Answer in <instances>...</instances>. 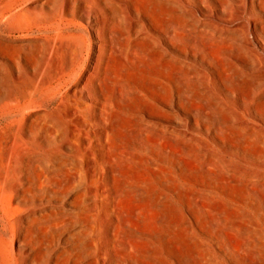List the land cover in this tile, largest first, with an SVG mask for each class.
Masks as SVG:
<instances>
[{"label": "rangeland", "instance_id": "obj_1", "mask_svg": "<svg viewBox=\"0 0 264 264\" xmlns=\"http://www.w3.org/2000/svg\"><path fill=\"white\" fill-rule=\"evenodd\" d=\"M110 1L98 17L81 0H0V132L23 134L7 96L46 54L48 109L74 91L70 61L96 66L103 114L85 129L108 139L82 184L72 124L16 146L35 161L0 181V264H264V0ZM84 188L107 209L92 214L105 199Z\"/></svg>", "mask_w": 264, "mask_h": 264}, {"label": "bare ground", "instance_id": "obj_2", "mask_svg": "<svg viewBox=\"0 0 264 264\" xmlns=\"http://www.w3.org/2000/svg\"><path fill=\"white\" fill-rule=\"evenodd\" d=\"M81 1L90 4L91 7H95L98 17L105 14L110 8V3H112L110 0ZM92 27L95 28L94 26ZM40 58H42V61L27 62L25 76L20 82L21 96L18 97L13 92L7 96L9 101L18 103L19 109L24 114L22 118L24 132L23 134L17 133L18 131L14 127L11 130L3 128L4 130L0 132V181L4 192L8 191L5 190V184L19 177L21 172L20 167H25L35 161V158H26L15 153L16 146L20 143L33 142V140L29 141L25 139L27 134H36L44 130L50 134H54L59 124V119L62 122L72 124L71 133L78 138L82 146L80 155L87 160V168L84 171L80 169L79 175L78 173L73 175L71 183L82 184L90 179L91 181H98L101 177L100 167L106 164L102 150L106 147L108 139L106 140L105 136L102 137L101 134L91 133L85 129L89 121H97L99 117L101 118V114H103L102 108L100 109L101 104L97 99L100 73L96 70V66L88 68L85 72L81 73L84 64L77 66V69H73L76 61H70L67 70H74L72 72L73 78L67 79L66 82L73 83L79 77L74 91L58 106L48 109L42 104V95L47 80L46 74L48 75V70H56L57 66L55 63L53 64L52 59L46 54L41 55ZM29 70H33V73L31 74ZM85 97L90 99L87 101L83 100ZM30 110L34 112L25 115ZM34 139L36 141L37 136ZM94 144H98L97 147H94ZM108 151L110 152L109 148ZM10 188L14 189V186L10 185ZM83 193V195L90 198L100 196V198L105 199L101 204L93 202L87 207L89 211H92V214L98 213L101 208L107 209L109 206V196L102 192V189L90 188L88 190V188H84ZM2 232L0 241H8L7 234L4 233L5 231ZM7 259H11L9 261L14 260L12 253L8 254Z\"/></svg>", "mask_w": 264, "mask_h": 264}]
</instances>
